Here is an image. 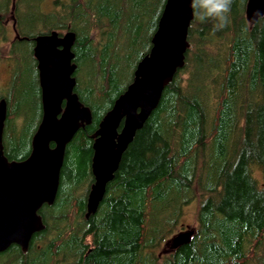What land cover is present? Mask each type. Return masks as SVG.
<instances>
[{
  "label": "trees",
  "instance_id": "trees-1",
  "mask_svg": "<svg viewBox=\"0 0 264 264\" xmlns=\"http://www.w3.org/2000/svg\"><path fill=\"white\" fill-rule=\"evenodd\" d=\"M165 1L16 0L20 38L6 51L16 83L6 155L29 156L41 117L39 34L76 33L75 91L92 122L66 146L55 201L40 209L45 229L27 251L13 244L1 252L0 264H264V17L250 25L247 0H233L221 31L193 16L184 66L136 131L96 212L85 216L91 135L148 53ZM12 5L0 0V45ZM194 199L191 241L157 252Z\"/></svg>",
  "mask_w": 264,
  "mask_h": 264
},
{
  "label": "water",
  "instance_id": "water-1",
  "mask_svg": "<svg viewBox=\"0 0 264 264\" xmlns=\"http://www.w3.org/2000/svg\"><path fill=\"white\" fill-rule=\"evenodd\" d=\"M15 4L13 0L11 17L16 37L20 38ZM257 9H264V0H247L245 18L250 25L254 24L253 13ZM193 16L191 0L165 1L148 53L138 61L132 81L91 135L93 183L86 198V217L96 212L122 154L158 106L164 88L184 66ZM75 39L73 31L60 34L57 30L33 39L42 118L32 139L31 153L24 160H9L4 153L8 110L6 101L0 102V253L13 244L27 251L34 234L45 229L39 210L55 201L66 146L79 129L92 122L90 108L74 91ZM194 232V228L186 225L165 243L170 250L177 249L189 243Z\"/></svg>",
  "mask_w": 264,
  "mask_h": 264
},
{
  "label": "flooded vegetation",
  "instance_id": "flooded-vegetation-1",
  "mask_svg": "<svg viewBox=\"0 0 264 264\" xmlns=\"http://www.w3.org/2000/svg\"><path fill=\"white\" fill-rule=\"evenodd\" d=\"M11 15H12V13H10V16H9V18H7V19H4L3 21H2V24L6 27V28H8L9 29V32H8V34H9V36H8V38L6 39V41H5V44H4V48H3V50L5 51V53L4 54H2V58H0V63L2 62V63H4L6 66H7V69H8V73H9V76H8V78H7V80L6 81H1L0 80V102L2 101V100H5L6 101V104H7V110H8V115H7V119H6V122H7V120H8V117H9V115H10V113H9V111H10V109L12 108V106L14 105V99H15V75H14V64H13V59H12V57L9 55V54H7L6 53V51L7 52H9V50L11 49V46L14 44V42H15V40L16 39H18L17 37H16V35H15V32H14V29H13V21H12V17H11ZM0 18H1V16H0ZM11 31L13 32V34L11 33ZM66 31H72V30H65V31H58L60 34H64ZM74 32V31H73ZM75 33V32H74ZM75 35H76V33H75ZM3 45V43L0 45V48L1 47H3L2 46ZM73 46H74V44L72 45V51L74 52V49H73ZM34 49V48H33ZM72 62H74V63H76V69H75V72H74V76H75V78H76V71H77V68H78V63H77V61H76V55H75V52H74V59L72 60ZM36 68H37V62H36ZM38 83H39V80H38ZM40 86V85H39ZM76 86V85H75ZM74 91H75V89H74ZM76 92V91H75ZM77 93V92H76ZM78 95V94H77ZM79 97V96H78ZM40 103H41V90H40ZM83 103V102H82ZM84 104V103H83ZM63 105H64V103H63ZM85 105V104H84ZM87 106V105H86ZM41 109H42V107H41ZM41 118H42V113H41V117H40V120H39V122H38V124H37V127H38V125H39V123H40V121H41ZM6 122H5V128H6ZM37 127H36V129H35V131L37 130ZM5 128H4V133H5ZM35 131H34V133H35ZM33 136H34V134H33ZM33 136H32V139H33ZM134 138V137H133ZM133 140V139H132ZM132 142V141H131ZM130 142V143H131ZM129 143V144H130ZM3 144H4V136H3ZM53 144L54 143H51V145L53 146ZM129 146V145H128ZM31 147H32V141H31ZM127 149V148H126ZM31 150H32V148H31ZM65 151H66V149H65ZM125 152V151H124ZM4 153H5V155H6V151H5V145H4ZM31 153V152H30ZM30 155V154H29ZM92 155H93V150H92ZM92 155H91V158H92ZM123 155V154H122ZM7 156V155H6ZM8 157V156H7ZM9 158V157H8ZM64 158H65V154H64ZM122 158V157H121ZM26 159V158H25ZM9 160H15V159H10L9 158ZM18 161H21V160H18ZM121 161V160H120ZM63 163H64V159H63ZM120 164V163H119ZM62 166H63V164H62ZM119 167V166H118ZM61 169H62V167H61ZM90 169H91V159H90ZM118 169V168H117ZM116 172V171H115ZM92 174V173H91ZM115 174V173H114ZM60 175H61V171H60ZM93 176V175H92ZM60 183V182H59ZM93 183V182H92ZM88 194V193H87ZM44 205H47V204H44ZM43 207V206H42ZM41 207V208H42ZM40 208V209H41ZM39 214H40V210H39ZM41 215V214H40ZM41 217H42V215H41ZM42 220L44 221V219H43V217H42ZM183 229V228H182ZM182 229H180V230H182ZM179 230V231H180ZM169 251H171V250H169Z\"/></svg>",
  "mask_w": 264,
  "mask_h": 264
},
{
  "label": "clouds",
  "instance_id": "clouds-1",
  "mask_svg": "<svg viewBox=\"0 0 264 264\" xmlns=\"http://www.w3.org/2000/svg\"><path fill=\"white\" fill-rule=\"evenodd\" d=\"M233 0H191L194 18L200 23L213 22V30L221 31L228 26V14L231 12ZM256 19L264 17V9L253 13Z\"/></svg>",
  "mask_w": 264,
  "mask_h": 264
},
{
  "label": "rangeland",
  "instance_id": "rangeland-1",
  "mask_svg": "<svg viewBox=\"0 0 264 264\" xmlns=\"http://www.w3.org/2000/svg\"><path fill=\"white\" fill-rule=\"evenodd\" d=\"M5 41L3 42V47L4 48ZM25 49H28L26 45L24 46ZM31 64L30 61H22L21 66L25 67ZM15 75V74H14ZM9 76L7 66L4 63H0V80L1 81H6ZM126 83V81H125ZM256 176L260 177L259 171H255ZM198 200L194 199L193 201L189 202L188 204L183 206L182 213L179 216V220L177 223V226L174 228L175 230L172 232L175 233L179 231L180 229H184L186 225L191 226L192 228L197 226V220H196V213L198 210ZM171 235L169 234L167 237H165L159 244V248L157 249V252L159 253H167L169 252L170 248L168 245H166L165 241H167L168 238H170Z\"/></svg>",
  "mask_w": 264,
  "mask_h": 264
}]
</instances>
